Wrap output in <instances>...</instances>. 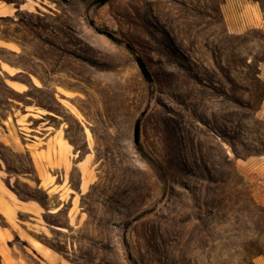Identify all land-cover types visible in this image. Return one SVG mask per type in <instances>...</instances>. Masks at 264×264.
<instances>
[{
    "label": "rangeland",
    "instance_id": "obj_1",
    "mask_svg": "<svg viewBox=\"0 0 264 264\" xmlns=\"http://www.w3.org/2000/svg\"><path fill=\"white\" fill-rule=\"evenodd\" d=\"M0 3V264H264V0Z\"/></svg>",
    "mask_w": 264,
    "mask_h": 264
},
{
    "label": "crops",
    "instance_id": "obj_2",
    "mask_svg": "<svg viewBox=\"0 0 264 264\" xmlns=\"http://www.w3.org/2000/svg\"><path fill=\"white\" fill-rule=\"evenodd\" d=\"M1 5H2V3H0V6ZM36 111H38V110H36V108H35V109H33L32 112H28L27 114H29L30 116H32L35 119L45 118V116H46L45 114H41L39 112L36 113ZM51 128H53V127L44 126V127H41V129L36 128L34 130L38 131L43 136H45L52 130ZM55 130L58 133L59 129L57 128ZM0 172H3V169H0ZM62 175H63V178H62ZM53 176L56 178V180L54 182H52L49 187L45 188L46 191L50 194H52V193H58L59 195L70 194L73 197L74 195H73L72 191L68 193L65 190L67 184L65 182L64 172L61 173V177L59 174H56V175L54 174ZM59 178L63 179V181L60 183H57ZM6 179H8V183H9L10 178L8 177L7 174L6 175H0V194L3 197V198H0V205L4 206L5 208H9V206H11L14 210V213H16L19 216L21 222H23V223H21L22 224L21 226L24 227L25 229H27V227H25V225H23L24 222H31L30 219H38L39 215H46L48 212H47V210L45 211L39 205V203H37L35 200L21 199L16 194L15 190H13V188L6 185ZM40 182L42 183V180H40ZM31 223H34V222H31ZM12 234L21 235L20 231L16 228L12 229ZM25 240H26V242H28V244L31 246V248L33 250H35L38 254H41L43 256V254L38 249H35L32 246V244L26 238H25ZM6 243H9V239L6 240ZM2 244H3V241L0 239V246Z\"/></svg>",
    "mask_w": 264,
    "mask_h": 264
},
{
    "label": "bare ground",
    "instance_id": "obj_3",
    "mask_svg": "<svg viewBox=\"0 0 264 264\" xmlns=\"http://www.w3.org/2000/svg\"><path fill=\"white\" fill-rule=\"evenodd\" d=\"M12 213H14V210H13V208L11 207V206H9V208H8ZM47 231H48V228H47ZM32 244L34 245V247H36V248H41L42 247V243L40 242V241H38V240H33L32 241Z\"/></svg>",
    "mask_w": 264,
    "mask_h": 264
},
{
    "label": "trees",
    "instance_id": "obj_4",
    "mask_svg": "<svg viewBox=\"0 0 264 264\" xmlns=\"http://www.w3.org/2000/svg\"><path fill=\"white\" fill-rule=\"evenodd\" d=\"M1 40H4V39H1ZM6 41V40H5ZM8 42V41H7ZM139 65H140V67H141V69H142V71L145 73V74H147L148 75V73H147V70H146V67H145V65H144V63L139 59ZM19 196H20V194H18ZM21 197V196H20Z\"/></svg>",
    "mask_w": 264,
    "mask_h": 264
}]
</instances>
